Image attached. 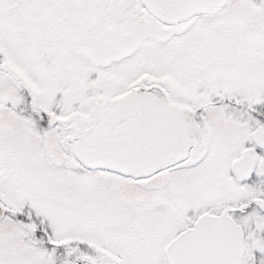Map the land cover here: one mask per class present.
<instances>
[{"label":"snow or ice","instance_id":"6c2138e0","mask_svg":"<svg viewBox=\"0 0 264 264\" xmlns=\"http://www.w3.org/2000/svg\"><path fill=\"white\" fill-rule=\"evenodd\" d=\"M0 264H264V0H0Z\"/></svg>","mask_w":264,"mask_h":264}]
</instances>
